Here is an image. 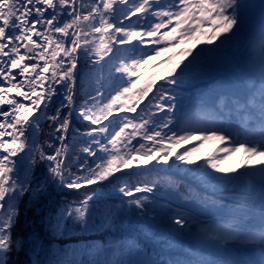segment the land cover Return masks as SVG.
<instances>
[{"label": "snow or ice", "instance_id": "1", "mask_svg": "<svg viewBox=\"0 0 264 264\" xmlns=\"http://www.w3.org/2000/svg\"><path fill=\"white\" fill-rule=\"evenodd\" d=\"M0 264H264V0H0Z\"/></svg>", "mask_w": 264, "mask_h": 264}, {"label": "trees", "instance_id": "2", "mask_svg": "<svg viewBox=\"0 0 264 264\" xmlns=\"http://www.w3.org/2000/svg\"><path fill=\"white\" fill-rule=\"evenodd\" d=\"M249 2L259 5L261 3V0H249ZM197 47H203V45H198ZM235 49V44H233L231 47H226L219 54H217V56L210 63L205 65L204 72L200 76L198 81L199 90H203L208 94H214L218 91L227 90L237 82L239 70L236 66V61L234 59ZM258 54L259 50L257 49L256 55ZM162 70H166L163 65L160 68L146 67L144 70V74L145 76H150L154 72H160ZM185 95H187V93H185ZM210 147H214V145L205 146L203 148V151H205V155H203V157L209 154ZM198 157H202L201 154H199ZM198 162L202 161L198 160ZM229 162L233 163V160ZM240 162L241 161H237L234 163V165H238ZM46 211L47 209L44 207V201H41L40 203L29 207L28 220L30 225L34 222V227L27 228L26 226L25 235H27V231H33L37 233L43 232L41 216ZM216 214L218 213L211 212L201 216L200 219L209 220L210 215ZM121 234H124L128 239L137 241L141 244V246H146L149 249L157 252L163 250L166 253H171V258H177L176 249L167 248L165 245L159 243L156 240H153L151 238L150 232H144L139 229H121L120 233H118L116 229H112L111 233L108 235L101 236L100 233H96L95 236L97 242H100V240L108 241L114 238H119ZM21 259H25L23 253H21Z\"/></svg>", "mask_w": 264, "mask_h": 264}, {"label": "rangeland", "instance_id": "3", "mask_svg": "<svg viewBox=\"0 0 264 264\" xmlns=\"http://www.w3.org/2000/svg\"><path fill=\"white\" fill-rule=\"evenodd\" d=\"M204 152H205V151H203V148H202V149L200 150V152L196 154V156L198 157V155L201 154V156L203 157V155H205ZM237 161H241L239 155L233 158V163H232V162H229V166H233L234 163L237 162Z\"/></svg>", "mask_w": 264, "mask_h": 264}]
</instances>
